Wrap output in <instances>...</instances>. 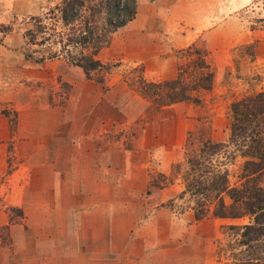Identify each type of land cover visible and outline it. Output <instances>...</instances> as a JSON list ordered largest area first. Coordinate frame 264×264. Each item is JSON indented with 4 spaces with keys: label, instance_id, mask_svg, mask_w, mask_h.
<instances>
[{
    "label": "rangeland",
    "instance_id": "obj_1",
    "mask_svg": "<svg viewBox=\"0 0 264 264\" xmlns=\"http://www.w3.org/2000/svg\"><path fill=\"white\" fill-rule=\"evenodd\" d=\"M137 1L135 17L95 54L105 64L87 75L63 48V0H0V260L6 252L14 263L11 225L30 240L56 231L64 220L53 218L64 214L53 204L78 199L114 220L71 209L81 241L68 264H235L249 253L264 262V245L243 243L255 216H217L232 198L186 164L191 152L202 157L203 141L221 142L213 171H226L230 186L264 188V168L252 175V156L241 153L258 144L252 134L236 139L231 110L247 96L264 99V0ZM37 23L52 40L38 30L29 41ZM174 86L191 97L168 101ZM72 188L83 191L68 197Z\"/></svg>",
    "mask_w": 264,
    "mask_h": 264
},
{
    "label": "trees",
    "instance_id": "obj_2",
    "mask_svg": "<svg viewBox=\"0 0 264 264\" xmlns=\"http://www.w3.org/2000/svg\"><path fill=\"white\" fill-rule=\"evenodd\" d=\"M137 6V0H63L60 6L63 26L65 27L64 31H60L61 34H63V46L71 44L76 47L75 51L69 50L66 46L63 47L70 61L73 64L79 65L87 75H89L92 70L105 64L101 59H98L95 54L104 43L109 41L113 31L127 24L135 17ZM42 24L43 23L34 24V28H28L26 30V36L29 41L35 40V33L38 30H43V32H45L42 40H52L53 34L46 32L48 27ZM52 31L54 32L56 30L53 28ZM86 47L91 48L90 53L84 51ZM208 75L211 77L212 72H208ZM169 83L171 82L165 81L166 85H169ZM200 84L203 87H209V84L206 82ZM155 85H158V83L156 82ZM167 93L169 97L168 101L170 102L191 97L188 93H184L182 88H176V86H174L173 90L167 91ZM263 101L264 99H262L260 95H251L241 100H236L231 105V110L234 113L232 133L235 135L236 139L239 137L243 139L252 134V141L258 144V147L252 152H241L247 156H252L251 160L246 161L244 165L245 167H252L251 170L254 171L250 172L251 174L264 168ZM200 145V147H197L198 151L204 152L203 155H201L202 157L191 152L189 157L186 158V164L189 165V172L192 170L191 168H194L198 169L200 173H207L209 177L213 176L215 180H213L212 188L216 190L218 194L222 191H226L232 198V201L228 205L230 210H220V212H216L217 216H241L244 214H252L255 216L254 222L246 223L243 226L242 235L245 236L243 243L249 245L251 241H255L258 250H260V246L264 245L262 239V237H264V188L254 183H249L248 185L247 183L249 180H245V183H242L239 187L228 185L226 171L218 173L213 171L212 162H210L212 156L220 153L224 144L207 139ZM249 163L254 165L249 166ZM189 183L193 185L194 181L189 180ZM197 187L198 188L195 189L197 192L202 190H205V193L208 192L207 186L204 188L201 186ZM221 205L226 207L222 198ZM198 215L202 216L201 213H198ZM249 254L251 256L244 258L239 257L234 263L264 264L260 256L255 255V253Z\"/></svg>",
    "mask_w": 264,
    "mask_h": 264
},
{
    "label": "crops",
    "instance_id": "obj_3",
    "mask_svg": "<svg viewBox=\"0 0 264 264\" xmlns=\"http://www.w3.org/2000/svg\"><path fill=\"white\" fill-rule=\"evenodd\" d=\"M112 152L116 153V151H113V150ZM82 158L83 160L81 161ZM75 159L77 160V162H79V165L81 167L86 169L85 167L88 166L86 162L88 160H86L83 156H77L75 157ZM64 161H67L65 162L68 167L66 171L70 173L72 161L70 159L64 160ZM62 177H66V179H68V177L71 178V175L65 172V174L62 175ZM72 178H74V176H72ZM57 189L58 188H56V190ZM82 191L83 190H80L79 188L78 190L74 188L70 190L69 189L63 190V192L68 193V197H70L69 195L70 193L72 197L74 194L75 198H77L79 196L77 194H81ZM84 192L91 194V196L95 195L94 194L95 192L92 190L84 191ZM77 200L69 199L68 200L69 202L65 203V205L60 204L59 202H57L58 203L57 205L53 204L54 208L58 209L59 211L61 210V212L64 214L63 218H60V217L57 218V216H56L57 219L53 218V220H64V221H61V223L56 227V231H54L55 229L54 227L50 228V230L49 229L41 230L39 231L38 234H33V235L31 234L32 239L30 240L29 234L27 233L24 234L18 224L15 225V227L11 225L12 226L11 235L15 237L16 246H17V252L13 256L14 263L12 264H68L71 261L72 262L74 261V263H76L75 261L76 259L73 257L76 256L80 252L79 250L73 249L74 246L72 248V245H76L78 243L77 241H81V240L79 238H75L77 237L75 233H77V224H78L77 215L78 214L77 212L76 214L75 212H72L71 209L78 208V210L84 211L88 215V220H100V221L114 220L112 211L108 210L109 208L105 210L107 212H102L101 215L100 213L95 214L97 211L95 210L93 211L92 209L96 202L95 200H90L87 202L84 201L85 203L77 202ZM53 212L57 215L60 214V213H57L56 211H53ZM91 224L95 230L97 228V223L91 222ZM61 235H64V237H62ZM99 238L96 239L94 237L92 240H94L93 242H95V240L97 242ZM25 239L29 240L30 244L27 243V246L24 249V245L22 243V248H23L22 249L20 244H18V242H20L21 240H24L23 242H25ZM6 254L7 253L5 252L4 257L0 260V264H9L8 257H5Z\"/></svg>",
    "mask_w": 264,
    "mask_h": 264
}]
</instances>
